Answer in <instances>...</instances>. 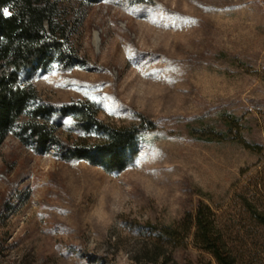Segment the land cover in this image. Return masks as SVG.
Wrapping results in <instances>:
<instances>
[{"label": "rangeland", "instance_id": "1", "mask_svg": "<svg viewBox=\"0 0 264 264\" xmlns=\"http://www.w3.org/2000/svg\"><path fill=\"white\" fill-rule=\"evenodd\" d=\"M70 42L83 65L36 71L39 97L91 101L106 124L144 117L155 129L113 172L8 133L0 264H217L181 226L200 203L236 264H264L250 209L264 212V0H96ZM73 124L61 120L60 139H98ZM166 226L179 238L162 237Z\"/></svg>", "mask_w": 264, "mask_h": 264}, {"label": "trees", "instance_id": "2", "mask_svg": "<svg viewBox=\"0 0 264 264\" xmlns=\"http://www.w3.org/2000/svg\"><path fill=\"white\" fill-rule=\"evenodd\" d=\"M96 0H0V144L8 133L43 153L54 145L63 160H85L106 171H120L136 155L143 134L155 129L142 117L137 124L115 127L97 117L91 101L55 104L39 97L30 81L39 69L53 64L64 70L83 65L70 42L81 22L83 7ZM71 117L80 134L94 133L98 139L62 140L57 135L61 120ZM233 119L232 121H235ZM227 121V128H232ZM264 228V212L250 207ZM184 233L191 232L198 247L217 264H236L227 240L212 218L211 210L197 206L182 220ZM179 229L169 226L162 237L179 238Z\"/></svg>", "mask_w": 264, "mask_h": 264}]
</instances>
